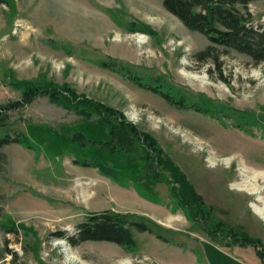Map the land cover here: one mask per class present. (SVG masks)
Returning <instances> with one entry per match:
<instances>
[{
    "label": "rangeland",
    "instance_id": "1",
    "mask_svg": "<svg viewBox=\"0 0 264 264\" xmlns=\"http://www.w3.org/2000/svg\"><path fill=\"white\" fill-rule=\"evenodd\" d=\"M255 26L264 27V0H251ZM211 46L162 6V0H7L0 4V106L21 99L17 82L67 85L79 96L117 110L149 133L185 175L215 220L260 240L264 222L249 207L255 196L232 188L243 169L264 173V62ZM113 62L152 86L207 107L209 114L167 104L125 76L100 67ZM0 135L26 136L33 149H0V264H264L251 247L211 242L168 192L167 176L148 180L141 163L96 146L106 133L46 98L6 113ZM75 160L99 161L120 181ZM242 166V167H241ZM257 185L263 189L264 180ZM88 188L87 202L81 190ZM128 214L158 239L132 229L134 248L108 242L75 247L55 234L76 233L89 213Z\"/></svg>",
    "mask_w": 264,
    "mask_h": 264
},
{
    "label": "trees",
    "instance_id": "2",
    "mask_svg": "<svg viewBox=\"0 0 264 264\" xmlns=\"http://www.w3.org/2000/svg\"><path fill=\"white\" fill-rule=\"evenodd\" d=\"M7 0H0V4ZM251 0H162L163 8L176 17L189 31L205 36L210 42L209 47L196 54L199 62L213 60L218 63L219 56L212 53L214 47L233 50L249 57L254 63L264 62V27L255 26L248 10ZM100 67L116 73L125 71V76L139 88L159 95L167 104L183 110H193L209 114L207 107L189 102L183 96H175L162 86H152L143 83L140 78L129 70L113 62H101ZM15 87L22 89L21 99L0 106V129L6 124V113L16 111L30 105L37 98H46L50 103L60 106L83 120L95 119L106 133L104 140H90L83 134L71 132L68 140L81 147L96 146L99 150L110 154L124 156L127 163H141L139 173L148 180H156L167 176L168 192L177 204L185 210L188 218L198 225L211 242L227 241V245L251 247L255 255L264 261V247L257 238L245 234L215 220L212 209L197 195L185 175L164 154L157 141L149 133L139 130L129 122L123 113L101 103L79 96L67 85L57 86L45 83L40 86L28 82H17ZM17 144L27 149H33L29 139L21 133L15 135H0V149L4 146ZM3 156L0 154V162ZM75 165L94 168L100 174L120 181L118 174L105 164L95 160H75ZM134 216L106 211L89 213L77 224L76 233L69 236L66 232L55 234V238L64 240L75 247L83 242H108L122 248L130 249L136 246L132 229L139 233L156 235L152 228Z\"/></svg>",
    "mask_w": 264,
    "mask_h": 264
},
{
    "label": "bare ground",
    "instance_id": "3",
    "mask_svg": "<svg viewBox=\"0 0 264 264\" xmlns=\"http://www.w3.org/2000/svg\"><path fill=\"white\" fill-rule=\"evenodd\" d=\"M242 167V166H241ZM251 171L248 169H243L240 173V182L239 183H234L232 185V188L241 192H246L247 194L251 196H255V202L256 203H251L250 208L254 212L255 215H257L263 222H264V201L263 198L261 197V194L263 192L262 188H259L257 185V180L262 179L264 180V173H253L251 174L253 178L249 179L247 175ZM252 173V172H251ZM81 194L85 202H87L88 196L86 193H88L89 189H82L80 187Z\"/></svg>",
    "mask_w": 264,
    "mask_h": 264
}]
</instances>
